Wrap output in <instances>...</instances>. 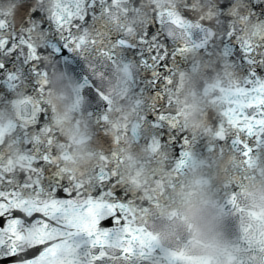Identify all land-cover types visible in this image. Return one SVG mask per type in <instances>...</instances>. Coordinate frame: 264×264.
I'll list each match as a JSON object with an SVG mask.
<instances>
[{
    "label": "snow or ice",
    "instance_id": "snow-or-ice-1",
    "mask_svg": "<svg viewBox=\"0 0 264 264\" xmlns=\"http://www.w3.org/2000/svg\"><path fill=\"white\" fill-rule=\"evenodd\" d=\"M232 3L233 0H222L220 7L230 13ZM190 9V4L185 5L183 15L189 20V27L199 31L198 36L193 31L179 35L175 20L157 15L150 26L135 37L125 30L108 31L105 25L88 39L91 47H80L79 43L87 36L82 25L97 23L106 13H111L105 0H99V4L97 0H83L82 5L80 0H74L71 22L63 17L54 18L37 7L35 0H20L14 14L19 23L0 20V95L10 91V78L23 76L34 89L39 135L48 126L49 119L42 82L48 69L41 64L40 57L51 54L76 72L73 58L79 55L88 67V72L80 76L84 91L92 104L91 111L103 128L111 107L103 86L108 63L99 59L93 63L89 53L95 49L97 58L105 57L111 63L126 58L140 69L138 83L145 103L141 116L149 139L158 140L162 147L171 149V158L176 162L175 175L179 176L188 159L187 150L196 138L189 135L178 118L179 113L173 110L171 85L182 63L186 62L188 49L201 47L236 63L245 77L244 91L250 94L242 106L238 100L230 101L238 106L229 112L227 119L217 122V140L223 143L210 144L208 150L217 147L223 150L230 143L232 149L245 158L244 162L250 163L252 154L264 149V44H253L245 39L231 24L230 15L225 16L224 31L217 37L211 25L194 22ZM250 11L257 18L264 17V0H252ZM33 19L40 21L49 36L48 45L38 50L25 33V25ZM105 31L112 43L96 48L97 36L102 38ZM177 132L181 134L179 137ZM25 142L31 145L30 160L38 182L29 178L18 187L5 189L0 179V260L8 257L7 264H72L70 254L76 250L82 255L81 264L152 261L158 249L146 225L137 222L126 209L134 197L120 185L116 173L118 153H112L114 167L108 173L101 170L96 189L89 193L51 167L53 154L49 144L27 133ZM0 178H6L3 172ZM36 192L44 193L47 203L36 199L33 195ZM89 198L105 201V210L96 213ZM227 203L236 211H243L236 191L231 193ZM81 213L87 214L86 222L80 220Z\"/></svg>",
    "mask_w": 264,
    "mask_h": 264
},
{
    "label": "water",
    "instance_id": "water-1",
    "mask_svg": "<svg viewBox=\"0 0 264 264\" xmlns=\"http://www.w3.org/2000/svg\"><path fill=\"white\" fill-rule=\"evenodd\" d=\"M241 81H244L243 79H240ZM235 83H239V81L238 82H235ZM96 146V145H95Z\"/></svg>",
    "mask_w": 264,
    "mask_h": 264
}]
</instances>
